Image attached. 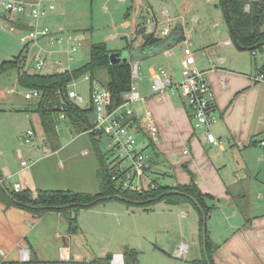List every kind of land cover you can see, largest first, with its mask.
I'll list each match as a JSON object with an SVG mask.
<instances>
[{"label": "crops", "instance_id": "obj_1", "mask_svg": "<svg viewBox=\"0 0 264 264\" xmlns=\"http://www.w3.org/2000/svg\"><path fill=\"white\" fill-rule=\"evenodd\" d=\"M117 1L125 3L127 0ZM132 2L137 8L136 12L149 4L147 2L144 7L143 0ZM172 2L175 4L176 0ZM181 9L182 13L178 17L176 12L169 15L166 8L160 20L153 15L148 16L147 24L136 29L133 43L125 54L122 53L128 57L134 48L139 50L135 56L140 55L145 59L146 69H143L141 80L137 81L138 90L144 99L131 104V118L132 121L136 120L138 126L136 134L148 142L152 152L151 166L160 169L163 166L166 167L165 171H173V185L188 184L193 179L198 188L210 196L205 199L212 206L207 217L210 219L207 234L213 243L212 259L215 264H264V147L258 144V140L264 137V95L259 94L257 86L258 82H264V77L262 80H254L260 74L264 76V66L258 69L255 64L257 72L254 74L240 70L239 63L234 59L233 46L239 50L246 49L237 47L231 36L224 44L233 46L227 48L228 53L224 52V56L218 53L219 46L216 43L202 45L203 41H199L201 46L195 45L193 52L198 67L205 72L215 98L214 114L217 122L212 130L222 140L221 146L207 143L203 132L194 130L183 98L178 92L167 90L163 99L159 100L150 90V75L160 66L179 78L182 49L189 46L191 30L180 23L184 30V40L173 47H164L159 43L149 46L145 42L148 38H165L177 24L176 19L185 17L186 5L182 4ZM245 9L248 10V5ZM163 29H167L166 34L161 32ZM129 60L138 61L137 58ZM146 110L151 112L158 130L154 140L143 130ZM43 140L41 145L52 149L47 140ZM35 143L32 146L38 149ZM18 153L22 156L20 149H16L17 157ZM30 162L26 168L20 166L21 170H27L23 176L25 185L19 180L12 183H19L21 190L29 189L34 196L38 189H52L39 184L33 174L34 169H30L35 161ZM14 175L6 165H0V186L3 190H12L5 181ZM181 214L185 215L186 212L182 210ZM78 231L68 233V222L60 212L48 211L38 215L16 205L7 206L0 200V261H22V249L28 251V260L89 261L101 256L86 252ZM175 250L178 256V248ZM100 251L105 256L106 250L100 248Z\"/></svg>", "mask_w": 264, "mask_h": 264}, {"label": "rangeland", "instance_id": "obj_2", "mask_svg": "<svg viewBox=\"0 0 264 264\" xmlns=\"http://www.w3.org/2000/svg\"><path fill=\"white\" fill-rule=\"evenodd\" d=\"M143 1L144 7L147 2L149 4L136 12L137 8L132 0L125 3L117 0H56L54 10L41 17V24L52 31L77 34L81 38L76 50L70 54L72 60L68 62L66 56H60L63 64H68L71 68L79 67L88 60L92 43L105 42L109 50L125 54L133 43L136 29L147 24L148 16L153 15L160 20L162 11L166 8L169 15L176 12L178 17L182 13V4L186 5V15L177 18L176 23H183V27L191 30L189 47L192 50L195 45L201 46L199 41H203L202 45L216 43L219 46L218 53L224 56V52L228 53L227 48L233 46L224 44L226 39H230V34L218 0H176L175 4H172V0ZM61 26L63 29H60ZM19 37L8 29H0V64L19 56L18 66L0 69V165H6L10 172L15 173L5 183L8 185L19 180L25 185L23 176L27 170H21L16 155V149H20L24 160L35 161L30 169H34L33 174L40 185H47L52 189L64 187L72 191L97 193V160L87 133L75 132L68 120H57L60 146L53 150L41 145L44 133L39 117L27 111L31 100L23 97L24 89L18 83V75L26 66L24 54L33 55L39 47L25 52ZM39 44L42 50L53 49L45 38H41ZM233 48L234 59L243 72L254 74L257 72L255 64L258 69L264 66V45L256 50V56L250 50H239L235 46ZM137 51L139 50L131 49L128 57L138 59L141 77L146 65L145 59L140 55L135 56ZM57 57L58 54H55L53 59ZM53 63V60L46 62L37 73H52L57 69ZM84 77L85 74L75 79L73 89L82 97L81 105L87 106L90 84ZM97 79L101 84L106 82L107 74L104 69L98 71ZM257 86L259 94L264 95V82H258ZM29 127H33L37 134L35 146L38 145V149L24 141L25 131ZM136 140L140 148L151 157L147 140H143L140 134H136ZM99 147L109 156L105 137ZM84 150L87 154H82ZM165 168L151 166V170L143 177L144 182L158 179L161 185H173V171H165ZM182 210L186 212L185 215L181 214ZM198 220L197 211L185 204L169 205L158 201L139 207L127 206L120 200L111 199L78 212L77 224L81 228L77 234L82 237L86 252H94V255L104 256L102 251L98 252L100 248L106 250V255L122 252L123 247L127 246L137 252L134 264H189L202 253ZM209 220H205L207 230ZM182 245L185 249L183 256H176L175 249Z\"/></svg>", "mask_w": 264, "mask_h": 264}, {"label": "trees", "instance_id": "obj_3", "mask_svg": "<svg viewBox=\"0 0 264 264\" xmlns=\"http://www.w3.org/2000/svg\"><path fill=\"white\" fill-rule=\"evenodd\" d=\"M223 17L227 24L233 43L237 47L246 50H257L264 42V0H218ZM248 5V10L245 6ZM184 40L182 25L176 24L171 32L163 39L148 38L145 45L153 46L163 44L164 47H173ZM115 52L109 50L105 42L92 43L90 45L88 60L79 67L70 71H53L52 73H27L23 70L18 75V83L23 89H37L40 96L32 100L27 111L38 115L41 128L47 143L56 150L59 147V136L56 130V122L59 112L65 114V120L69 122L75 132L87 133L93 125V107H81L75 104L67 94V89L72 80L83 74H89L91 79H97L98 71L104 69L107 80L103 84L110 92L111 108L123 102L124 93L129 90L131 81V66L129 59L111 64L109 54ZM18 57L13 60L3 61L0 69L18 66ZM98 80V79H97ZM133 124L137 127L136 120ZM91 139L97 160V177L99 191L88 193L72 191L70 189H38L35 196L29 189L18 192L13 189L3 190L0 186V200L9 205H16L32 213L41 215L48 211L60 212L68 222V233L73 234L79 230L77 215L81 209H88L96 204L111 199L120 200L127 206L144 207L152 203L163 201L169 205L189 204L198 214L200 232L201 256L192 260L189 264H215L212 259L213 243L209 239L206 228V220L212 206L205 199L208 194L203 193L191 179L188 184L161 185L157 180L153 181V187H147L141 192L121 190L110 179V172L106 165V154L100 149V137L94 133H87ZM204 226V238H203ZM124 264H134L137 252L133 248L123 247ZM0 264H112L105 256L95 257L89 261L70 259L67 261H40L31 258L28 261L4 262Z\"/></svg>", "mask_w": 264, "mask_h": 264}, {"label": "built area", "instance_id": "obj_4", "mask_svg": "<svg viewBox=\"0 0 264 264\" xmlns=\"http://www.w3.org/2000/svg\"><path fill=\"white\" fill-rule=\"evenodd\" d=\"M56 0H0V29H8L18 34L25 52L39 47L33 55H25L26 66L23 71L35 73L42 69L46 62L53 60L55 71H70L69 65H64L60 56H66V61L72 60L71 52H74L81 38L77 34H64L62 31H52L48 26L41 24V17L47 15L55 8ZM151 32V29H148ZM167 33V29L161 31ZM45 38L53 48L42 50L39 40ZM56 46V48H55ZM256 50L252 51L255 55ZM58 54L59 57L53 59ZM183 57L180 61L179 78H175L166 68L160 66L150 75V90L159 100L167 90L172 93L178 92L183 98L184 106L187 108L194 130L203 132L204 140L213 146H221L222 140L216 137L212 127L217 122L215 112V98L210 83L205 77V72L200 70L196 64V57L189 46L182 49ZM131 66L130 87L124 93L123 102L111 108L110 92L97 79H91L85 74V80L89 82V102L87 106L93 107V125L87 133H94L108 141L109 156L106 153V165L110 172V179L121 190L141 192L147 187H153L155 179L144 182L143 177L151 170L150 156L140 148L136 140V126L132 121L133 109L131 104L144 98L140 94L135 80H141L138 72V61L129 60ZM263 74L254 77V80H262ZM76 81L72 80L67 89L68 97L81 107L82 97L73 89ZM15 91V90H12ZM40 96L37 89H24L23 97L27 100H35ZM144 133L151 139H155L157 127L154 125L152 114L149 110L144 112ZM59 120H65V114L59 112ZM57 130V124H56ZM24 141L34 144L37 134L33 127L26 129ZM45 138V136H44ZM258 144L264 147V137L258 140ZM187 153V150H184ZM87 154V151H82ZM20 166L28 167L32 162H27L18 153ZM61 166V165H60ZM15 192L21 190L19 183H12ZM178 248L177 255L183 256ZM3 255V253H1ZM22 261L28 260V251L21 250ZM112 264H124L121 253L113 254Z\"/></svg>", "mask_w": 264, "mask_h": 264}, {"label": "water", "instance_id": "obj_5", "mask_svg": "<svg viewBox=\"0 0 264 264\" xmlns=\"http://www.w3.org/2000/svg\"><path fill=\"white\" fill-rule=\"evenodd\" d=\"M239 48H243L244 49V47H242V46L241 47L239 46ZM127 59H129V58L126 55H122L121 52H112V53L109 54V61H110L111 64L118 63L120 61H125ZM8 186L10 188H12V183H9ZM204 222H205V219H204ZM203 236H204V226H203ZM106 257L111 260L112 257H113V254L108 253V254H106Z\"/></svg>", "mask_w": 264, "mask_h": 264}, {"label": "bare ground", "instance_id": "obj_6", "mask_svg": "<svg viewBox=\"0 0 264 264\" xmlns=\"http://www.w3.org/2000/svg\"><path fill=\"white\" fill-rule=\"evenodd\" d=\"M178 248H179V247H178ZM184 250H185V249H184V246H183V245H182V246H180V252H179V254H180V253H182V254H183V253H184ZM177 251H178V250H177Z\"/></svg>", "mask_w": 264, "mask_h": 264}]
</instances>
